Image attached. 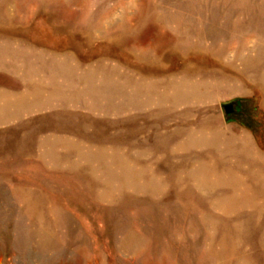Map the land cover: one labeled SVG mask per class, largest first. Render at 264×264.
<instances>
[{
	"label": "rangeland",
	"instance_id": "374dc122",
	"mask_svg": "<svg viewBox=\"0 0 264 264\" xmlns=\"http://www.w3.org/2000/svg\"><path fill=\"white\" fill-rule=\"evenodd\" d=\"M0 264H264V0H0Z\"/></svg>",
	"mask_w": 264,
	"mask_h": 264
},
{
	"label": "water",
	"instance_id": "95a60500",
	"mask_svg": "<svg viewBox=\"0 0 264 264\" xmlns=\"http://www.w3.org/2000/svg\"><path fill=\"white\" fill-rule=\"evenodd\" d=\"M236 105V102L230 101L223 105V109L226 114L232 113L234 111V106Z\"/></svg>",
	"mask_w": 264,
	"mask_h": 264
}]
</instances>
